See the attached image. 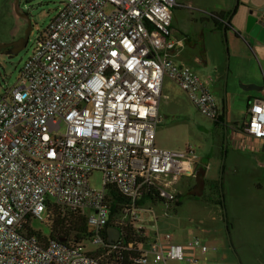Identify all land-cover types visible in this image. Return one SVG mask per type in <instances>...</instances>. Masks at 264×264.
<instances>
[{
    "label": "built area",
    "instance_id": "2783aa9c",
    "mask_svg": "<svg viewBox=\"0 0 264 264\" xmlns=\"http://www.w3.org/2000/svg\"><path fill=\"white\" fill-rule=\"evenodd\" d=\"M177 6L67 0L40 34L17 86L0 98V264H107L104 257L123 251L137 252L133 264L184 261V246L171 233L151 230L143 206L152 189L175 200L163 177H194L199 161L193 150L156 145L164 80L209 119L219 120L220 108L206 83L172 59ZM246 116L237 132L264 146V99L252 100ZM95 172L103 174L102 189L90 185ZM111 188L124 202L116 203ZM56 209L62 218L85 217L91 236L51 240L33 227ZM29 222L47 243L30 233ZM110 228L119 231L114 243ZM127 230L135 242L125 246ZM189 246L208 251L199 239Z\"/></svg>",
    "mask_w": 264,
    "mask_h": 264
},
{
    "label": "rangeland",
    "instance_id": "374dc122",
    "mask_svg": "<svg viewBox=\"0 0 264 264\" xmlns=\"http://www.w3.org/2000/svg\"><path fill=\"white\" fill-rule=\"evenodd\" d=\"M212 1L221 3V0ZM66 2L67 0H0V33H5L14 25L13 19L7 17L8 12L18 11L21 15H27L31 20V25L26 23L19 36L29 31L26 47L13 57L0 55V98L7 89L17 86L20 72L31 56L40 34L47 31L51 21ZM182 2L188 7V0H182ZM173 12H175L174 27L182 34H179V37L184 40V36H188L191 41L187 46L190 53L201 55L203 35L206 36L205 45L213 51L215 39L211 35L220 31L216 29H213L212 33L209 31L214 22L210 12L202 13L177 7L173 8ZM228 33L229 57L225 52V71L221 75L220 82L217 83L222 89L220 91L218 87L215 90L209 86L220 108L221 124L202 115L189 100L187 94L170 79L166 80L163 86L164 98L160 107L161 123L156 130L157 147L177 152L193 150L201 159L209 162L211 170L204 184L202 182L198 184V181L191 177H183L176 181L172 177H163L162 181L168 183L166 190L169 194L175 197L181 195L182 201L184 197L186 198L184 206L182 204L177 207V202L168 201L166 204L158 203L154 206L151 203L152 205L147 204L145 207L148 210L146 217L153 215L157 220V226H152L149 222V228L161 234L171 233L176 243L188 244L192 239H199L201 243L207 240L212 244L219 239H222L224 244L229 242V238L231 241L230 234L228 238L224 231V224L216 220L215 214H211V212H217L216 206L221 202L224 210H228L233 203L240 204L242 200H249L251 211L259 215L261 225L264 226V153H233L232 151L230 134L233 128L241 127L247 121V105L242 99L244 97L243 87L247 84L233 65V39H230ZM239 40L245 43L243 37ZM208 61L211 63L210 58ZM208 68L209 73L214 74L215 66L211 65ZM256 72L258 76L251 71L253 80L264 82V66L262 69L258 67ZM225 106L226 117L224 115ZM228 130L229 136L227 135ZM90 185L95 189H102L103 174L95 172L90 178ZM193 187H197L194 193L189 191ZM190 193L197 196L192 198L189 196ZM226 222H228L227 216ZM33 225L36 229L43 230L45 234L49 233L46 225ZM229 227L231 230V226ZM203 229H208L210 235L204 237ZM219 230L222 231L219 232ZM89 249L96 251L97 247L90 246Z\"/></svg>",
    "mask_w": 264,
    "mask_h": 264
},
{
    "label": "crops",
    "instance_id": "0c3cea01",
    "mask_svg": "<svg viewBox=\"0 0 264 264\" xmlns=\"http://www.w3.org/2000/svg\"><path fill=\"white\" fill-rule=\"evenodd\" d=\"M177 2V8H188L202 13L210 12L212 14V18L214 14L220 12L231 14L235 0H221V3H214L212 0H188V7L185 6L182 0H178ZM216 4H218V6H216ZM263 8L264 0H239V5L236 12L232 15L231 18H229V15L225 20L226 25H228L229 28V33H227L230 34V39H233V65L237 68V70L239 71L238 74H241L243 80H245L247 85L254 84L260 88L259 90H246L243 88L244 97L242 99L246 101L247 108L249 106L248 103H250L252 100L264 99V82H262V80L255 81L251 76V71H254L257 74L256 71L258 70V67L262 69L264 66V44L250 37L245 32L250 11L259 12ZM175 12L172 13L170 35L172 39L179 43V45L172 52L173 61L178 65L189 67L202 79L204 83H206L209 89L212 86V88L217 90V88L219 87L217 83L220 82V78H222L221 75L225 71L226 50L223 40V32H218L217 34L211 35L215 39L213 41V51H210L205 45L206 36L202 34L203 47L201 50V55L190 53L187 48L188 44L191 43L188 36H184L185 39L183 40L181 37H179V34L182 35L179 29H176V27H174ZM7 17H11L13 19L14 25L5 33H0V43L2 44H8L13 40H19L22 37L19 36L22 34L26 25V20H24L26 19L25 15H21L18 11L8 12ZM213 29H216L215 22H213V27L209 31H211L212 33ZM238 35H240L241 38L243 37V41L245 43L236 38L238 37ZM209 58L211 60V63H209L208 61ZM211 65L215 66L214 74L209 73L210 69L208 67ZM199 74H201V76ZM166 80L169 79L164 80L163 86ZM219 88L218 90L221 91L222 87L220 86ZM224 111V115L226 117V106ZM216 122L218 124L222 123L220 119ZM225 127L227 126L225 125ZM238 128L239 127L233 128V131L230 134L233 153H264V146L259 145L257 142L237 132ZM227 135L229 136V130L227 132ZM209 173L211 174L209 162L207 160L204 161L199 157L196 175L191 178L196 179L198 181V184L200 182L204 184L205 182H207ZM196 190L197 187H193L189 191L194 193ZM189 196L194 198L197 195L190 193ZM185 202L186 198L184 197L182 201L183 206ZM147 204L150 205L151 203H145L144 208L147 206ZM216 207L217 212H211V214H215L216 220L221 224L223 223L225 227L226 214L229 230V226H231L229 234L231 236L232 246L234 249L231 248L229 242H226V244H224L222 239L217 240L215 244H212V242L210 241L207 242V240L206 242H203V246H206L208 248V251L205 253L202 252L201 249L190 247L189 243H178L184 246L185 258L184 261H181L177 264H264V226L261 225L259 215L256 214V212L253 213V211H251L249 200H242L240 204L233 203L228 210H224L222 202ZM150 218V225L157 226L156 217L152 215ZM220 231L222 230H219V232ZM202 234L204 235V237L209 236L210 231L208 229H203Z\"/></svg>",
    "mask_w": 264,
    "mask_h": 264
},
{
    "label": "trees",
    "instance_id": "16d2710c",
    "mask_svg": "<svg viewBox=\"0 0 264 264\" xmlns=\"http://www.w3.org/2000/svg\"><path fill=\"white\" fill-rule=\"evenodd\" d=\"M230 13L220 12L213 15V20L216 25V30L222 32L223 28L228 32L229 28L228 25H226V19ZM226 25V26H225ZM250 103H248L249 105ZM221 120V119H220ZM222 121V120H221ZM111 196L116 200V203L124 202V199L121 197V195L114 189L111 188L110 190ZM145 202H150L152 204H166L168 200L162 198L159 194V192L156 189H152L150 192H148L145 196V199L143 201V204ZM170 202H177V207H180L182 205V196L177 195L175 197V200H172ZM118 205L114 204L113 206V212H118ZM30 226H27V229L30 231V233H33L37 235L38 237L42 238L45 243H47V238L43 235L41 230L38 232H35L31 230L32 223L29 222ZM49 229V236L51 240L55 239H62V236H75V238L79 241L83 239H87L91 236V233H89V229L87 227L86 219L83 216H72L71 218H62L61 213L58 209L55 210L54 214L50 215L48 217L47 223L45 224ZM34 227V225H33ZM134 234L127 230L125 238L122 239L125 246H128L129 243H134L135 239L133 238ZM137 242H140V240H137ZM104 253L103 250H99L96 252L97 256H100ZM137 254L136 251H123L121 253H114L111 256L104 257V262L107 264H133L132 257Z\"/></svg>",
    "mask_w": 264,
    "mask_h": 264
},
{
    "label": "water",
    "instance_id": "95a60500",
    "mask_svg": "<svg viewBox=\"0 0 264 264\" xmlns=\"http://www.w3.org/2000/svg\"><path fill=\"white\" fill-rule=\"evenodd\" d=\"M239 5V0H235V6L229 16V18L232 17V15L236 12L237 7ZM26 23H28L29 25H31V20L26 17ZM223 40H224V44H225V50L227 53V57H229V52H228V47H227V31L225 30V28H223ZM246 34L249 35L250 37L258 40L259 42L264 44V8L261 9L259 12H254V11H250L248 19H247V24H246V30H245ZM237 39H240L241 36L238 35V37H236ZM29 40V31H27L25 33L24 38H21L13 43H9V44H2L0 43V50L1 49H6V48H11V50L8 52V55L10 57H13L17 54H19L27 45ZM246 90H259L260 88L254 84L252 85H246L243 87ZM225 129L227 130V127H225ZM227 132V131H226ZM264 150V148H263ZM224 172V165L222 166V174ZM225 220H226V214H225ZM225 231L229 236V228H228V224L226 222V227H225ZM109 235H110V243H114L116 241L119 240V231L115 228H110L108 229ZM229 244L231 246L232 249V243L230 241L229 238Z\"/></svg>",
    "mask_w": 264,
    "mask_h": 264
},
{
    "label": "flooded vegetation",
    "instance_id": "af4514ba",
    "mask_svg": "<svg viewBox=\"0 0 264 264\" xmlns=\"http://www.w3.org/2000/svg\"><path fill=\"white\" fill-rule=\"evenodd\" d=\"M26 17H27V15H25V18H26ZM24 20H25V19H24ZM24 36H25V35H23L21 38H24ZM21 38H20V39H21ZM13 42H15V41L13 40V41H11V42H9V43H13ZM9 43H8V44H9ZM10 50H11V48L1 49V50H0V55H7V56H9V55H8V52H9Z\"/></svg>",
    "mask_w": 264,
    "mask_h": 264
}]
</instances>
